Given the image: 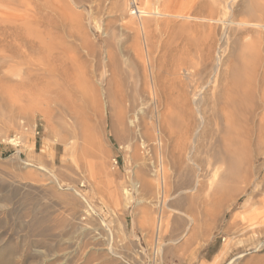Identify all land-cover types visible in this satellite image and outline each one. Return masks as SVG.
<instances>
[{
	"label": "rangeland",
	"instance_id": "374dc122",
	"mask_svg": "<svg viewBox=\"0 0 264 264\" xmlns=\"http://www.w3.org/2000/svg\"><path fill=\"white\" fill-rule=\"evenodd\" d=\"M235 257L264 264V0H0V264Z\"/></svg>",
	"mask_w": 264,
	"mask_h": 264
},
{
	"label": "bare ground",
	"instance_id": "6f19581e",
	"mask_svg": "<svg viewBox=\"0 0 264 264\" xmlns=\"http://www.w3.org/2000/svg\"><path fill=\"white\" fill-rule=\"evenodd\" d=\"M131 5V4H130ZM137 8V7H136ZM136 12H139V11H136ZM140 13V12H139ZM132 14V13H131ZM136 15H138V14H136ZM140 17V16H139ZM141 18V17H140ZM141 23V25H143L142 24V22H140ZM140 25V24H139ZM143 27V26H142ZM146 33V32H145ZM150 59V58H149ZM154 83L152 84V86H153V88L155 89V90H153V96H155L156 95V87H154ZM150 88H151V86H150ZM154 109H155V107H154ZM154 137L155 136H153V139H154ZM156 140H158V142L157 143H160V141H161V139H160V135L158 134L157 135V137H156ZM155 141V140H154ZM156 142V141H155ZM83 153V152H82ZM90 153H92V152H90ZM87 155V154H86ZM82 156V155H81ZM161 156V155H160ZM161 158V157H160ZM162 160H163V158H161ZM161 159H160V161H161ZM165 168V167H164ZM164 168H163V164H162V162H161V166H160V168H158L157 169V171H158V180H159V183H161V188H163L164 187V183H165V176L167 175H165V173H166V170H164ZM156 172V171H155ZM157 174V173H156ZM154 176H156V175H154ZM54 178H56V177H54ZM15 181V180H14ZM134 181V180H133ZM135 182V181H134ZM134 182H133V186H134ZM136 183V182H135ZM22 184V183H21ZM137 184V183H136ZM135 184V185H136ZM155 184V183H154ZM157 189H158V187L160 186L159 184H158V181H157ZM159 185V186H158ZM24 186H26V185H24ZM22 188V187H21ZM134 189V188H133ZM160 189V188H159ZM158 189V190H159ZM164 189H165V187H164ZM2 192V191H1ZM31 192V191H30ZM157 192H159V191H157ZM4 193V192H3ZM160 193V192H159ZM10 194V193H9ZM7 200V199H6ZM4 201H5V199H4ZM159 201V200H158ZM151 202V201H150ZM156 203V202H155ZM153 204V203H152ZM158 204V202L156 203V205ZM160 209V208H159ZM159 214V213H158ZM151 215V214H150ZM41 216V215H40ZM36 217V216H35ZM34 217L32 216V220L34 221L35 219H33ZM39 218V217H38ZM41 218V217H40ZM65 219V218H64ZM37 220V219H36ZM39 221H40V219H38ZM47 221V220H46ZM49 221V220H48ZM47 221V222H48ZM55 221V220H54ZM32 222V221H31ZM36 223L38 222V221H35ZM42 222V221H41ZM30 223V222H29ZM28 223V224H29ZM78 223V222H77ZM33 224V223H32ZM38 224H40V222H38ZM37 224V225H38ZM63 224V223H62ZM70 224V223H69ZM78 225V224H77ZM29 225H27V227H28ZM63 226V225H62ZM69 226V225H68ZM32 227H34V226H32L31 225V228ZM42 227V226H41ZM44 227V226H43ZM79 227V226H78ZM155 228H156V233L157 232H159L160 230H161V216L159 215V216H157V219H156V223H155ZM154 228V229H155ZM30 229V228H29ZM36 229V228H35ZM72 229V228H71ZM49 231V230H48ZM68 231V230H67ZM85 231V230H84ZM31 232H32V230H31ZM34 233V232H33ZM36 233H37V231H36ZM35 233V235H37ZM47 233V232H46ZM32 234V233H31ZM40 234H42V233H40ZM159 234V233H158ZM33 235V234H32ZM44 235V234H43ZM43 235H41V236H43ZM37 236H39V235H37ZM158 238V237H157ZM160 238V237H159ZM113 255V254H112ZM238 257H235V258H232L231 259V261L230 262H228V264H231L234 260H236Z\"/></svg>",
	"mask_w": 264,
	"mask_h": 264
},
{
	"label": "built area",
	"instance_id": "2783aa9c",
	"mask_svg": "<svg viewBox=\"0 0 264 264\" xmlns=\"http://www.w3.org/2000/svg\"><path fill=\"white\" fill-rule=\"evenodd\" d=\"M134 11H135V9H133ZM134 13V15H135V12H133ZM115 164H116V161H115Z\"/></svg>",
	"mask_w": 264,
	"mask_h": 264
}]
</instances>
